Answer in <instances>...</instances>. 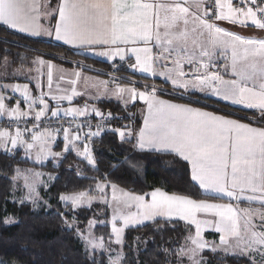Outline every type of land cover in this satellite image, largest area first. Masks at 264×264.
I'll return each instance as SVG.
<instances>
[{
    "label": "snow or ice",
    "instance_id": "obj_1",
    "mask_svg": "<svg viewBox=\"0 0 264 264\" xmlns=\"http://www.w3.org/2000/svg\"><path fill=\"white\" fill-rule=\"evenodd\" d=\"M41 18L55 19L56 23L45 27ZM216 21L264 30V0H58L55 6L53 0H0V24L7 28L31 37L62 41L108 60L118 58L134 73L159 75L170 82L174 97L178 94L188 99V103L161 99L157 94L161 90L154 84H146L140 90L135 81L123 77L113 78L112 88L108 81H101L103 89H97L95 99L112 96L125 105L129 100L139 99L146 105L142 110L143 123L138 128L134 124L111 128L110 122L122 117L104 113L87 103L82 107L59 106L62 101L72 105L74 97L83 95L76 87L82 74L79 71L71 74L75 78L67 80L70 89L61 88L58 83L53 92L55 66L42 55L31 61L29 75L25 76L28 83H0V117H7L16 125L12 131L0 128V150L5 154H14L23 148L25 155L39 164L49 157L56 160L74 152L88 166L96 168L91 147L93 138L101 137L110 129L122 143L132 144L136 151L170 154L187 162L191 181L207 197L194 199L189 195L169 194L161 188L144 195L120 190L121 195L117 196V185L112 184L111 201L103 195L100 198L101 203L112 209L111 219H89L87 227L81 229L74 213L84 206L90 208L96 197L86 191L61 193L58 199L67 211L56 214L62 230L74 232L81 241L85 264H105L102 258L98 259L105 255L107 264H123L125 230L142 226L145 221H155L157 217L169 222L178 218L188 229V235L178 247L162 249L165 264H172L168 259L172 255L176 257L175 264H184L185 260L187 264H209L203 255L205 250L220 264H225L228 257L236 264L240 261L264 264V127H252L226 115L194 107L200 100L191 99L195 93L217 97L230 105L255 110L258 115L254 118L264 123V38L229 31ZM3 43L7 44V39ZM229 52L230 63L223 67L225 72L230 68L234 79H225L219 71L221 65L214 61L216 56L227 60ZM133 57L134 63L130 62ZM20 61L23 69L25 58L21 56ZM8 63L5 55L6 67ZM169 63L171 66L166 67ZM185 65L189 68L187 72ZM45 67L49 92L40 91L34 96L29 83L35 80L37 89H41L38 77ZM33 72L35 76L31 75ZM18 74L20 70L12 75ZM60 79H64L63 75ZM116 80H124V84ZM46 96L57 106L50 107ZM49 113L53 119L70 117L68 126L38 130L49 119ZM93 114L97 118L95 130L89 120L85 124L77 122L79 117ZM21 122L24 128L19 126ZM29 123L31 127H27ZM85 126L87 132L83 131ZM60 132L64 145L62 151L55 152L52 148ZM13 172V187L23 178L27 189L16 202L20 205L31 202L34 210L40 207L36 185L42 173L19 168ZM76 174L81 175L79 167ZM96 189L102 194L105 191L99 181ZM224 197L228 203L211 202ZM241 201L248 206L240 207ZM44 207L47 210L51 205L45 202ZM133 207L136 211L131 210ZM69 211L73 213L71 219ZM0 222L12 225L19 221L14 215H6ZM98 224L111 225L107 243L103 235L97 236L94 232ZM206 230L218 233V242L206 240ZM113 244L121 246L120 250L113 248Z\"/></svg>",
    "mask_w": 264,
    "mask_h": 264
},
{
    "label": "trees",
    "instance_id": "obj_2",
    "mask_svg": "<svg viewBox=\"0 0 264 264\" xmlns=\"http://www.w3.org/2000/svg\"><path fill=\"white\" fill-rule=\"evenodd\" d=\"M5 39L8 41L7 44L3 43ZM38 54L49 60H56L55 57L60 56L68 59L65 61L83 64L91 68H85L86 71L95 74L97 69L106 71L111 68V64L92 59L61 44L22 35L0 24V59L7 55L13 67L21 68L20 57L22 56L25 58V68L30 66L31 61ZM70 62L67 66L72 65ZM119 73H125V64ZM176 99L188 102L185 98ZM208 103L224 115L249 121L252 124L259 122L254 118V115L258 114H255L253 110L234 108L214 100H208ZM97 104L114 116L131 118L133 107H123L114 102ZM91 146L96 159V168L88 166L87 162L76 157L74 152L65 153L55 164L52 160H47L38 167L24 157L19 149L14 154H5L3 150H0V220L6 215H14L19 221L12 225H4L0 222V261L4 264H85L81 241L75 237L74 232L62 230L60 217L56 213L67 210L59 202L58 197L61 193L91 192L97 181L108 185L115 184L136 195H143L155 188H161L170 194L207 199L201 195L202 190L199 186L191 181L189 165L179 157L136 151L132 144L122 143L119 136L110 130L102 133L101 137L93 138ZM60 149L59 145L53 150L59 152ZM125 157L129 159L125 160ZM29 167H38L55 176L54 183L48 192L51 196L49 210H34L29 204L20 205L11 200L13 169ZM78 167L81 172L79 176L76 174ZM213 201H220V199ZM96 209L97 207H90L76 210L74 214L81 229L87 226L89 219L110 220L108 208ZM72 215L73 213L69 211V219ZM94 232L97 236L103 235L107 243L111 233L109 224L106 226L98 224ZM186 235H188L187 226L180 220L169 222L157 218L142 226L128 228L125 230L123 251L126 259L123 264H137V262L165 264L162 249L178 247L183 243ZM203 254L210 263L216 264L210 251L206 250ZM100 258L107 264L106 255L98 257ZM168 259L175 264V255ZM226 262L236 264L231 257ZM240 264H243V261H240Z\"/></svg>",
    "mask_w": 264,
    "mask_h": 264
},
{
    "label": "crops",
    "instance_id": "obj_3",
    "mask_svg": "<svg viewBox=\"0 0 264 264\" xmlns=\"http://www.w3.org/2000/svg\"><path fill=\"white\" fill-rule=\"evenodd\" d=\"M57 2H58V0H53V6H55V3H57ZM40 22L45 27H48L50 25L51 26H54L55 23H56V20L55 19H43V18H41V21ZM216 23L219 26L228 29L229 31H233V32H236V33L241 34V35H244V36L256 37V38H264V30L255 29L254 27L241 28L239 26L229 24L226 21H216ZM3 26H5V25H3ZM5 27H7V26H5ZM10 30H12V29H10ZM12 31H14L16 33H19L18 31H15V30H12ZM19 34L28 36L27 34H24V33H19ZM29 37H31V36H29ZM32 38H39V39H42V40L52 41L54 43L61 44V45L65 46L67 48H70V49H72V50H74L76 52H80V53H82V54H84V55H86V56H88V57H90L92 59H95V60H98V61H101V62H105L107 64H111L112 62H114L112 60H108L107 58L96 56L91 51H85L82 48H76V47H72L70 45H66L62 41H55V40L49 39L47 37H32ZM230 56H231V54L229 52L227 54V57H228L227 60L225 58H223V57H220V56H216V57H214V59H221L223 61V66H224L225 64H229L230 63ZM42 58L45 61H48L49 60V59H46L44 57H42ZM50 61L55 66L54 67V70H53V85H52V91L53 92L56 91V86H57L58 83L61 85V88L70 89L71 86L67 83V80L70 79V78H73V79L75 78L71 74L74 73V72H76V71H79L82 74V78L80 80H78L76 87H77V91L83 93V95L74 97L72 105H69L68 101H62V102H60V104H59L60 107H62V108H67L69 106L82 107L85 103H87L89 106H93L94 105L95 107L99 108L102 112L106 113L107 111H104L102 108H100L97 103H99V102H114V103H117V104H119V105H121L123 107H133V111L131 112V118H134L135 119L134 126L138 128L139 126L142 125V123H143L142 110H145L146 109V105L144 104L143 101L137 99L135 102H132V101L129 100V103L127 105H125L123 103V101H118L115 97H112V96H100L99 99H95L94 98V97L97 96V89H101V90L103 89V85L100 83L101 81H108L109 82V88L114 87V84H111L109 78L107 77V75H106L107 72L106 71L101 70V69H97V71L95 70L97 72L95 74V73L86 71L85 68H89V69H91V68L88 67V66H85L83 64H80V63H71L70 62L72 65L71 66H67V65H65V64H63L61 62H56V61H52V60H50ZM115 61H119V59L116 58ZM130 62H133L134 63V57L132 58V60ZM165 66L166 67H170L171 65L169 63V64H167ZM28 67H25L23 69L16 68V69L12 70L11 73H10V75H12L13 73H16L17 70H20V74L15 75V76H12V77L10 76L11 79L5 80L6 83H9V84H11L12 82L13 83H21V84L28 83L29 81L27 79H25V76L29 75V73H28ZM159 70H163V69L161 68ZM41 71H42L43 74L40 75L38 77V79H39V81H40V83L42 85V88L39 89V90L37 89V87H36V81L35 80H33L31 83H29V88L32 90V93H33L34 96L35 95H39V92L40 91L49 92L48 82H47V69H46V67L43 68ZM185 71L186 72L189 71V68H188L187 65H185ZM31 75L35 76L36 73L33 72V73H31ZM62 75L64 77L63 80L60 79V77ZM222 75H224L225 79H234L235 78V77H233L231 75L230 68H229V71L228 72H225L224 71V67H223V73H222ZM121 76L124 77L125 80L127 79V80L135 81L136 82V86L140 90H143V86L146 85V84L149 85V86H151V85L154 84L158 89L161 90V91H159L157 93L158 96L161 99H164V100H172L175 103H188V102H185V101H179V100H177L176 98H181V97H179V95L177 94L175 96L176 97L175 98L173 96V93H172V86H171L170 82L166 81L164 78L160 77L159 75L152 76V75H148V74H144V73H140V72H135L134 73L128 67V64L125 63V73L124 74H121ZM83 77H87L88 79L87 80H84ZM121 84H124V82L121 83ZM125 86H130V85H125ZM11 95H13V96H19L18 93H13ZM196 96H199V97H196ZM196 98L199 99L200 102L198 104L194 103L193 104L194 107H202L206 111L215 112L218 115H224L222 112H219V111L215 110V108H212V105H210L208 103V100H214V101H216V99H215L216 97H213V96H204V94L195 93L191 97V99L192 100H196ZM45 99L48 101L50 107H56L57 106L56 105V102L55 101H52L49 96H46ZM185 99H187V98H185ZM221 102L222 103H225V104H228L227 102L222 101V100H221ZM15 103H16V100L13 99L11 101V104L14 105ZM228 105H230V104H228ZM20 106H21L22 109L25 107L24 104H23V102H22V100H21V105ZM230 106L231 107H234V108L244 109V110H251V109L244 108L241 105H230ZM253 111H255V110H253ZM49 115H50V113H49ZM2 118L5 119V120L8 119L7 117H2ZM228 118L237 119V118H234L232 116H228ZM237 120H239L241 123H248L252 127H257V128L264 127V123H261V122L252 124L249 121H243V120H240V119H237ZM59 145L61 146V149L59 150V152H60L63 149L64 140H60L59 141L56 138L55 143L53 144V148L52 149H54L55 147H59ZM81 147H82V145H81ZM18 149L21 150V152L23 153V156L24 157H27L25 155V152H24V149L23 148H18ZM61 158H58L55 161H57V160L59 161ZM47 160H51V159L48 158V159H46V161ZM43 162L44 161H42L41 163H43ZM190 176H191V169H190ZM102 185L104 186L105 191L108 192V195H109V198H110L111 193L109 192V190L110 191L113 190L112 187H111V185H108L106 183H102ZM120 190H122V189H120V188H117L116 189V195L117 196L121 195ZM146 198L147 199H150V197H146ZM223 199L224 200L226 199L227 202H224ZM211 202L228 203L229 201H228V198L227 197H224V198H222V201L220 200L219 202H217V201H211ZM241 203H243V201H241ZM247 206L248 205H246V206H240V207H247ZM253 206H255V205H253ZM131 210L132 211H136L135 207H133ZM108 212H109V216H110L109 218L111 219L112 212H110V209H108ZM157 218H160V217H157ZM162 219H164V218H162ZM173 220H178V218H174ZM147 222H150V221H145L144 223H147ZM137 226H139V225H137ZM109 227H110V231H111V225L110 224H109ZM193 230L195 231L194 227H193ZM194 231H193V233H194ZM207 234H210L208 236L209 238L207 237ZM204 235H205V239L208 240V241H211L212 240L210 238H214V239L216 238L215 241H217V242L219 240V234L218 233H215V232L206 230Z\"/></svg>",
    "mask_w": 264,
    "mask_h": 264
},
{
    "label": "rangeland",
    "instance_id": "obj_4",
    "mask_svg": "<svg viewBox=\"0 0 264 264\" xmlns=\"http://www.w3.org/2000/svg\"><path fill=\"white\" fill-rule=\"evenodd\" d=\"M55 59L56 60H52V61H56V62H61V63H63V64H65V65H67V64H69V62L70 61H65V60H68V59H64L63 57H60V56H56L55 57ZM62 60H64V61H62ZM8 65H7V67L5 66V64H4V58L3 59H0V83H6V81L5 80H8V79H11L10 78V76L12 77L13 75H10V73H11V71L12 70H14V69H16L15 67H13V65H11V63H10V61L8 60ZM106 71H108V70H106ZM5 73H7V75H5ZM231 76V75H230ZM234 77V76H233ZM110 80V79H109ZM127 80V79H126ZM13 83V82H12ZM11 83V84H12ZM111 84H113L112 82H111ZM213 99V98H212ZM216 99V101L217 102H219V103H222L221 102V100H219V99H217V97L215 98ZM23 102V101H22ZM58 140H61V139H59V138H57ZM53 150V149H52ZM54 151V150H53ZM34 155V154H33ZM28 158V157H27ZM51 160H52V162H54V164L55 163H57V161H55V160H53V158L52 157H49ZM29 159V158H28ZM31 162H32V164H34V165H36V166H40V165H42V164H44V163H46L45 161L46 160H44V162L43 163H39V164H37V163H35L34 161V159H29ZM32 168V167H29V168H25V169H21V170H27V169H32L33 171H35V172H40V173H42V175L39 177V182L37 183V185H36V192H37V194H38V197H39V200L37 201V203L40 205V207H37L36 208V210L37 209H45V202H47V204H49V200H50V197L51 196H49V189H50V187H51V185L54 183V178H55V176L54 175H52V174H49V173H46L45 171H43V170H41V169H39V168ZM101 183V182H100ZM102 184V183H101ZM107 184V183H106ZM117 188H119V187H117ZM121 189V188H120ZM123 190V189H122ZM125 191V190H124ZM27 192V189H25L24 188V180H23V178H21V179H19V180H17L16 182H15V188L14 187H12V191H11V200L12 201H14V199H13V197H15V201L14 202H16V201H18L19 200V198L21 197V196H23L25 193ZM109 192L111 193V196H110V198H109V195H108V192H106V191H104V193L102 194V193H100L97 189H96V185L93 187V190L91 191V192H87L90 196H93V197H96V199H94L93 201H92V205H91V207H97V209L96 210H98V209H102V208H108V209H110V212H112V209L111 208H109L106 204H104V203H101V201H100V198H101V196L103 195L104 197H106L109 201H111V199H112V195H113V190H109ZM59 200V199H58ZM221 201H222V199H220ZM223 201L224 202H227V200L225 199H223ZM217 202H219V201H217ZM25 204H29L31 207H33V205H32V203L31 202H26ZM247 204L245 203V202H243V203H240V206H246ZM82 208H89V207H87V206H84V207H82ZM47 210H49V208H47ZM87 227V226H86ZM85 227V228H86ZM85 228H82V229H85ZM208 237V236H207ZM209 238V237H208ZM210 239H212L211 241H215L216 240V238L214 239V238H210ZM112 247L113 248H115L116 250H120V247L121 246H119V245H112ZM206 251V250H205ZM210 254H212L211 252H210ZM204 255V254H203ZM228 258H230V257H228ZM227 258V259H228ZM232 258V257H231ZM215 262H216V264H220V262L218 261V259L217 258H215V260H214ZM208 262H209V264H212V263H210V261H209V259H208ZM184 264H187V261L185 260V262H184ZM225 264H229L228 262H226L225 261Z\"/></svg>",
    "mask_w": 264,
    "mask_h": 264
},
{
    "label": "built area",
    "instance_id": "obj_5",
    "mask_svg": "<svg viewBox=\"0 0 264 264\" xmlns=\"http://www.w3.org/2000/svg\"><path fill=\"white\" fill-rule=\"evenodd\" d=\"M214 61L216 63H218L219 65H221V68L219 69V71L222 74L223 73V61L221 59H214ZM124 64L125 63H123L121 61H114V62L111 63V68L107 71V74H106L107 77L110 79V82L113 83V78H120V77H122L121 74L119 73V70L124 66ZM213 70H216V69H213ZM124 80H116L115 82L116 83H123ZM106 113H108V112H106ZM117 117H122V116H117ZM70 119H71L70 117L69 118H64L62 116L60 118L53 119L49 115V119L44 120L43 123L41 124V128L38 129V130H42L44 127H48V128L53 129V130H55L56 128L61 127V126L67 127L68 126L67 121L70 120ZM86 120L91 121V124L93 126V130H95V124L97 123V118L95 117V115L93 114V115H91V116H89L87 118H85V117H79L78 120H77V122L78 123H81V124H85ZM134 123H135V119L134 118L124 119L122 117V119H113L110 122V126H111V128H123L124 125L134 124ZM19 126L21 128H24L25 127V124L23 122H21ZM15 127H16V125L10 123L8 119L5 120L2 117H0V128H7L9 131H12ZM27 127H31V123H29L27 125ZM109 130L110 129H106L105 131H109ZM83 131L84 132H87L88 131V128L85 126L83 128ZM56 138H59V139L63 140V133L60 132L56 136Z\"/></svg>",
    "mask_w": 264,
    "mask_h": 264
}]
</instances>
